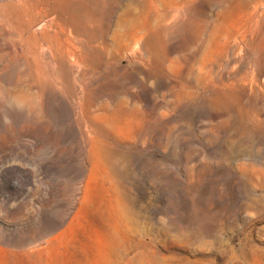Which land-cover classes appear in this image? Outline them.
Segmentation results:
<instances>
[{
	"label": "rangeland",
	"instance_id": "374dc122",
	"mask_svg": "<svg viewBox=\"0 0 264 264\" xmlns=\"http://www.w3.org/2000/svg\"><path fill=\"white\" fill-rule=\"evenodd\" d=\"M0 264H264V0H0Z\"/></svg>",
	"mask_w": 264,
	"mask_h": 264
},
{
	"label": "bare ground",
	"instance_id": "6f19581e",
	"mask_svg": "<svg viewBox=\"0 0 264 264\" xmlns=\"http://www.w3.org/2000/svg\"><path fill=\"white\" fill-rule=\"evenodd\" d=\"M105 1H107V0H105ZM113 1H115L116 2V0H113ZM138 38H137V36H132V38L130 39V42L129 43H131L132 41H136ZM129 45V44H128Z\"/></svg>",
	"mask_w": 264,
	"mask_h": 264
}]
</instances>
